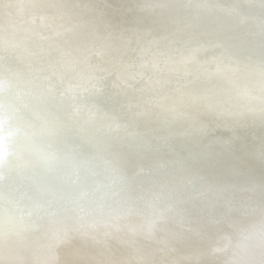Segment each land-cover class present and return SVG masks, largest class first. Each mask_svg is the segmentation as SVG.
<instances>
[{"label":"bare ground","instance_id":"6f19581e","mask_svg":"<svg viewBox=\"0 0 264 264\" xmlns=\"http://www.w3.org/2000/svg\"><path fill=\"white\" fill-rule=\"evenodd\" d=\"M0 264H264V0H0Z\"/></svg>","mask_w":264,"mask_h":264}]
</instances>
